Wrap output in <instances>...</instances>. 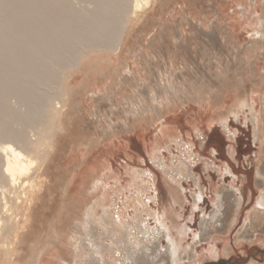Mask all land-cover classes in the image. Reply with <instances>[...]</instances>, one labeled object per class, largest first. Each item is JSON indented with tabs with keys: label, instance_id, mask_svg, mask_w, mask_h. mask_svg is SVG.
<instances>
[{
	"label": "rangeland",
	"instance_id": "374dc122",
	"mask_svg": "<svg viewBox=\"0 0 264 264\" xmlns=\"http://www.w3.org/2000/svg\"><path fill=\"white\" fill-rule=\"evenodd\" d=\"M74 1L78 7L92 8ZM152 1L149 9L127 19L122 49L138 73L129 79L121 76L124 59L113 51H92L84 58L92 56L94 66L89 73L78 74L71 85L75 98L68 107L70 120L57 136L44 173L46 183L33 201L29 223L19 232L22 240H14L10 255L2 252L0 264L32 263L39 245L50 238L53 242L58 233L67 241L88 205L102 199L113 203L112 216L122 220L125 229L142 221L144 232L147 226L149 235L159 238L156 243L163 253L170 240L162 237L161 226L170 227L185 258L180 264H264V225L255 226L253 220L255 209L264 202V143L256 140L250 109L237 119L227 114L232 102L222 103L238 79L247 80L241 91L249 100L257 98L256 113L264 116V44L253 48L252 43L253 36L264 30V0ZM166 81L185 91L190 85L202 87L205 96L177 98L168 115L152 116L143 122L141 132L128 126L132 107L147 103L152 97L149 88L160 90ZM254 81L260 86L256 92ZM220 113L227 124L216 116ZM99 161L109 166L101 168L79 195L82 173ZM221 196L228 209L226 218L216 223L212 216ZM241 197L238 206L235 199ZM207 221L215 228L200 241ZM109 252L110 264H123L120 254ZM154 260L149 256L147 263Z\"/></svg>",
	"mask_w": 264,
	"mask_h": 264
},
{
	"label": "bare ground",
	"instance_id": "6f19581e",
	"mask_svg": "<svg viewBox=\"0 0 264 264\" xmlns=\"http://www.w3.org/2000/svg\"><path fill=\"white\" fill-rule=\"evenodd\" d=\"M74 2L76 1L0 0V256L2 252L10 255L14 240L21 239L19 232L30 221L33 201L46 183L44 177L47 175L44 176V173L55 151L57 136L65 131V123L70 120L68 107L75 98L71 85L78 74H87L94 66L92 56L84 60L86 55L89 56L92 51H113L115 56L124 59L119 66L121 76L129 79L134 73H138L137 69L132 70L129 62L131 58L124 56L126 50L122 49L126 26L129 23L127 19L129 16L136 18L139 13L153 6V1L81 0L78 2L89 3L92 6L90 9L84 6L78 7ZM235 26L236 24H234V32L237 31ZM256 35H260V40L255 39ZM253 37V48L256 44H264V30L258 31ZM110 64L112 67L116 65L111 61ZM253 65L255 70L261 67L257 61L253 62ZM262 79L264 82V76ZM246 82L247 80L238 79L231 94L222 103L227 105L232 102L227 114L228 116L233 114L237 119L247 108L250 109L256 129V140L264 143V116L256 113L257 98L251 97L249 100L245 98L246 92L241 91L242 85ZM254 82V92H256L260 86L256 81ZM65 85L69 89L65 88ZM149 90L151 99L147 103L141 101L133 106L128 117L129 125L125 121L128 126L133 124L136 131H143V122L151 120L152 116L157 115L162 119L165 114L172 111L177 98L202 99L205 96L202 87L190 85V90L185 91L182 85L171 81L161 85L160 90L156 87ZM108 95L110 96L109 93ZM216 116L222 123L227 124L225 114L220 113ZM113 137L116 138L115 135ZM114 138L111 137V146H115ZM105 162H95L85 169L79 180V195L84 194L85 188L90 181L96 179L101 168L109 166ZM177 173H181V170H177ZM259 175L262 176V172ZM63 192L65 193V190ZM235 201L241 206L242 197ZM226 206V199L221 196L218 209L212 216L217 220L216 223H221L226 218V209H228ZM259 206L260 209L256 208L253 213L255 226L264 225V202ZM112 209L113 203L107 202L106 199L88 205L80 221L74 223L75 232L72 231L68 235L67 241L61 233L56 234L53 242L49 237L50 240L39 245L36 257H31L34 261L29 263L110 264L108 254L112 250L120 254L123 264H180L182 260L184 261L179 242L172 238L170 227L161 226L165 231L162 237H168L170 240L167 250L163 253L156 243L159 238L149 235L147 226L144 232L142 221L130 222L127 230L125 225L121 226L122 220L117 222L112 216ZM218 215H221L219 219ZM74 221L76 218H73ZM214 225L208 221L202 224L203 233L199 236L200 241L210 235L211 228H215ZM142 233L145 235L142 236ZM108 241L112 244L108 245ZM214 254L215 257L218 252ZM149 256H154L155 260L152 263L149 261L147 263Z\"/></svg>",
	"mask_w": 264,
	"mask_h": 264
}]
</instances>
